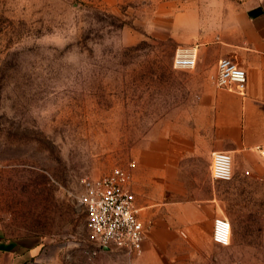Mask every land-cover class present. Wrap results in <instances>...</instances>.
<instances>
[{"label":"rangeland","instance_id":"374dc122","mask_svg":"<svg viewBox=\"0 0 264 264\" xmlns=\"http://www.w3.org/2000/svg\"><path fill=\"white\" fill-rule=\"evenodd\" d=\"M254 2L0 0L2 236L42 242L48 264H264L260 156L234 157L233 180L219 188L229 246L204 224L167 218L146 222L140 254L101 248L79 204L85 180L130 163L134 173L154 128L212 88V57L204 70L175 69L177 52Z\"/></svg>","mask_w":264,"mask_h":264},{"label":"crops","instance_id":"0c3cea01","mask_svg":"<svg viewBox=\"0 0 264 264\" xmlns=\"http://www.w3.org/2000/svg\"><path fill=\"white\" fill-rule=\"evenodd\" d=\"M224 14L228 17L217 33L193 48L197 70L212 57V88L203 90L182 117L154 128L137 150L132 183L144 221L169 218L191 224L193 231L204 224L212 239L215 220L224 218L219 188L228 183L213 179V154L229 152L243 160L247 154L260 156L264 147V2L235 5ZM222 58L246 71L245 93L215 84ZM0 264H48L46 250L40 241L0 233Z\"/></svg>","mask_w":264,"mask_h":264},{"label":"built area","instance_id":"2783aa9c","mask_svg":"<svg viewBox=\"0 0 264 264\" xmlns=\"http://www.w3.org/2000/svg\"><path fill=\"white\" fill-rule=\"evenodd\" d=\"M197 63L195 49L179 50L174 58L175 69H192ZM248 83L246 71L236 62L222 58L218 62L216 85L245 93ZM264 161V147L258 149ZM134 163L116 167L100 179L85 180L79 204L83 208L90 239L101 248L129 254L143 252L149 226L141 216L137 197L132 190ZM212 177L230 182L234 177V159L229 152L213 154ZM232 226L228 219L217 218L213 241L222 246L231 244Z\"/></svg>","mask_w":264,"mask_h":264},{"label":"water","instance_id":"95a60500","mask_svg":"<svg viewBox=\"0 0 264 264\" xmlns=\"http://www.w3.org/2000/svg\"><path fill=\"white\" fill-rule=\"evenodd\" d=\"M106 249H109V248H106Z\"/></svg>","mask_w":264,"mask_h":264}]
</instances>
